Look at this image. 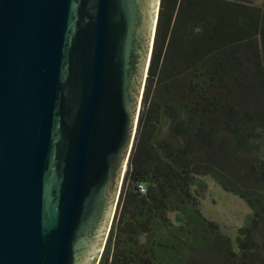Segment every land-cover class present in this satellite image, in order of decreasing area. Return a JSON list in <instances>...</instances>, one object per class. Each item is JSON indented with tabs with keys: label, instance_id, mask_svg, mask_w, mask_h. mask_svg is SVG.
I'll list each match as a JSON object with an SVG mask.
<instances>
[{
	"label": "water",
	"instance_id": "water-1",
	"mask_svg": "<svg viewBox=\"0 0 264 264\" xmlns=\"http://www.w3.org/2000/svg\"><path fill=\"white\" fill-rule=\"evenodd\" d=\"M161 0H0V264H99Z\"/></svg>",
	"mask_w": 264,
	"mask_h": 264
},
{
	"label": "trees",
	"instance_id": "trees-1",
	"mask_svg": "<svg viewBox=\"0 0 264 264\" xmlns=\"http://www.w3.org/2000/svg\"><path fill=\"white\" fill-rule=\"evenodd\" d=\"M252 215L236 247L205 178ZM99 264H264V9L161 0L134 146Z\"/></svg>",
	"mask_w": 264,
	"mask_h": 264
},
{
	"label": "rangeland",
	"instance_id": "rangeland-1",
	"mask_svg": "<svg viewBox=\"0 0 264 264\" xmlns=\"http://www.w3.org/2000/svg\"><path fill=\"white\" fill-rule=\"evenodd\" d=\"M264 9V0H249ZM201 190V208L206 217L218 223L236 247L238 230L252 215V209L242 198L225 191L212 178L206 177Z\"/></svg>",
	"mask_w": 264,
	"mask_h": 264
}]
</instances>
